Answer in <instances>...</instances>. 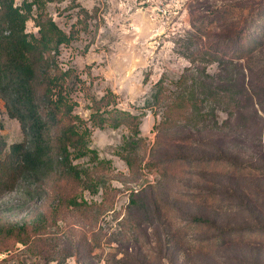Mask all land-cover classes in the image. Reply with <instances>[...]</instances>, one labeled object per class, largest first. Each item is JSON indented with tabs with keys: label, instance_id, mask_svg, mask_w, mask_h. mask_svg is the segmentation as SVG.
I'll list each match as a JSON object with an SVG mask.
<instances>
[{
	"label": "rangeland",
	"instance_id": "rangeland-1",
	"mask_svg": "<svg viewBox=\"0 0 264 264\" xmlns=\"http://www.w3.org/2000/svg\"><path fill=\"white\" fill-rule=\"evenodd\" d=\"M44 1L73 33L55 57L73 109L56 119L94 152L79 178L1 196L0 264H264V233L231 228L249 219L236 188L264 211V0ZM116 109L136 124L113 127ZM23 140L0 97V159ZM223 150L233 162L207 160Z\"/></svg>",
	"mask_w": 264,
	"mask_h": 264
},
{
	"label": "trees",
	"instance_id": "trees-1",
	"mask_svg": "<svg viewBox=\"0 0 264 264\" xmlns=\"http://www.w3.org/2000/svg\"><path fill=\"white\" fill-rule=\"evenodd\" d=\"M44 6V0H23L21 5H16L15 0H0V97L9 116L20 122L24 134V140L12 143L0 159V198L15 190L23 180L40 184L54 174L79 178L83 171L73 164V159L94 152L88 147V137L84 135L89 132L86 127L82 132L74 127L67 132L56 119L57 111L65 113L66 109L67 113L73 109L61 94L62 78L66 73L58 71L55 59L60 45L70 42L73 33L66 34L51 18L44 20ZM34 9L35 16L32 15ZM30 17L39 26V36L26 32V21ZM185 105L177 106L185 109ZM191 106L190 103L189 108ZM116 112L118 115L109 123L113 127L122 123L136 124L138 115L121 109ZM168 114V122H171L175 114L173 107ZM230 158L223 150L218 157H207V160L233 162ZM124 159L130 164L128 156L125 155ZM252 168L264 172L261 167ZM255 187L264 199V182ZM235 190L238 203L246 210L249 219L234 223L231 228L264 233V211L259 209V203L239 189ZM193 219L212 223L205 216L195 215ZM26 224L23 223V227ZM252 259L256 261L254 264H259L256 255Z\"/></svg>",
	"mask_w": 264,
	"mask_h": 264
},
{
	"label": "built area",
	"instance_id": "built-area-1",
	"mask_svg": "<svg viewBox=\"0 0 264 264\" xmlns=\"http://www.w3.org/2000/svg\"><path fill=\"white\" fill-rule=\"evenodd\" d=\"M157 1V9L162 11L165 8V5H169L171 2L178 3L180 0H156Z\"/></svg>",
	"mask_w": 264,
	"mask_h": 264
}]
</instances>
